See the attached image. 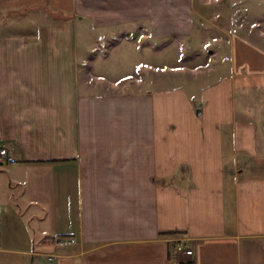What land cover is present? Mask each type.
<instances>
[{"label":"crops","instance_id":"obj_1","mask_svg":"<svg viewBox=\"0 0 264 264\" xmlns=\"http://www.w3.org/2000/svg\"><path fill=\"white\" fill-rule=\"evenodd\" d=\"M199 1L0 0V143L14 155L0 163V252L264 264V0H228L225 51L187 84L175 70L96 69L84 40L117 26L187 37L219 23Z\"/></svg>","mask_w":264,"mask_h":264},{"label":"rangeland","instance_id":"obj_2","mask_svg":"<svg viewBox=\"0 0 264 264\" xmlns=\"http://www.w3.org/2000/svg\"><path fill=\"white\" fill-rule=\"evenodd\" d=\"M201 2H204L201 9L206 13H209L210 9L221 13L218 16L220 24L215 25L214 23H209V21L202 22L200 30L197 29L187 37L165 35L140 38L137 36L138 33L130 34V32L125 31L124 26H117V31L110 30L109 27L89 28L91 33L87 34L88 36L84 39L88 44V53L103 61L102 66L100 64L95 68H103L108 74H119L129 67H132V74L134 71L140 72L141 70H152L156 73L175 70L178 75V81L187 84L185 77L192 76V72H196L199 68L212 66L214 61L212 54L218 49L221 52L225 51V47L216 46L215 39H222L225 33L219 27L227 25L224 12L226 5H228V0H206V3L201 0ZM105 52L107 54L103 56ZM136 61L139 62L134 64ZM200 65L202 67H199ZM124 78L122 77L119 82L113 83L110 87L117 89L122 85H130L129 81ZM186 87L188 88L187 85ZM26 211L28 212H26L24 219L30 215L29 209ZM32 222V217L25 221L28 227ZM27 263V255L21 256L15 252H0V264Z\"/></svg>","mask_w":264,"mask_h":264},{"label":"built area","instance_id":"obj_3","mask_svg":"<svg viewBox=\"0 0 264 264\" xmlns=\"http://www.w3.org/2000/svg\"><path fill=\"white\" fill-rule=\"evenodd\" d=\"M14 160V155L10 151L9 147L5 143H0V163H5L8 161ZM72 239L70 237H63L59 239L58 243L66 244L71 242ZM174 247L178 251H183L185 253H191L192 247L190 243L186 240V238H177L174 241ZM50 256V255H49Z\"/></svg>","mask_w":264,"mask_h":264}]
</instances>
